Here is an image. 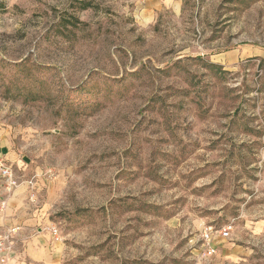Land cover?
Listing matches in <instances>:
<instances>
[{
  "label": "rangeland",
  "instance_id": "rangeland-1",
  "mask_svg": "<svg viewBox=\"0 0 264 264\" xmlns=\"http://www.w3.org/2000/svg\"><path fill=\"white\" fill-rule=\"evenodd\" d=\"M257 49L264 0H0V264H264Z\"/></svg>",
  "mask_w": 264,
  "mask_h": 264
},
{
  "label": "built area",
  "instance_id": "built-area-1",
  "mask_svg": "<svg viewBox=\"0 0 264 264\" xmlns=\"http://www.w3.org/2000/svg\"><path fill=\"white\" fill-rule=\"evenodd\" d=\"M0 176L4 178L6 188L11 189L15 185V181L12 176L10 168L2 162L0 158ZM231 226L226 225L216 228L212 225L203 227L199 234L195 237L188 239L191 246L196 245L200 248V254L203 256H213L218 251V245L222 240H225L230 233ZM53 233H56V229L52 228Z\"/></svg>",
  "mask_w": 264,
  "mask_h": 264
},
{
  "label": "crops",
  "instance_id": "crops-1",
  "mask_svg": "<svg viewBox=\"0 0 264 264\" xmlns=\"http://www.w3.org/2000/svg\"><path fill=\"white\" fill-rule=\"evenodd\" d=\"M255 54L253 55H259L261 56L262 58H264V49H257V52H254ZM220 59V58H219ZM224 240H222L219 245H218V250L222 249L224 247V243H223ZM192 247V252H195L197 254L200 253V248L198 245H196L195 247L191 246Z\"/></svg>",
  "mask_w": 264,
  "mask_h": 264
}]
</instances>
